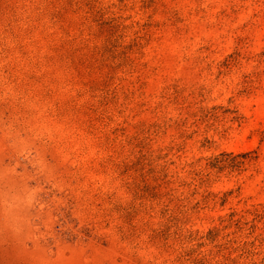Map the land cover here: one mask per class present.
Returning <instances> with one entry per match:
<instances>
[{"label":"rangeland","instance_id":"374dc122","mask_svg":"<svg viewBox=\"0 0 264 264\" xmlns=\"http://www.w3.org/2000/svg\"><path fill=\"white\" fill-rule=\"evenodd\" d=\"M0 264H264V0H0Z\"/></svg>","mask_w":264,"mask_h":264}]
</instances>
